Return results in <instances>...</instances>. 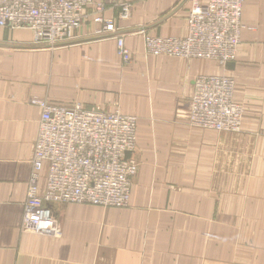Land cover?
I'll use <instances>...</instances> for the list:
<instances>
[{
  "label": "crops",
  "instance_id": "obj_1",
  "mask_svg": "<svg viewBox=\"0 0 264 264\" xmlns=\"http://www.w3.org/2000/svg\"><path fill=\"white\" fill-rule=\"evenodd\" d=\"M124 37L93 34L36 47L28 28L0 27V264H264V0H243L231 66L147 54L144 35L185 34L188 0H93ZM205 1V0H203ZM131 3L129 17L118 3ZM225 73L243 109L237 132L193 126L194 78ZM31 97L134 115L138 162L127 206L53 203L61 233L20 222L40 109Z\"/></svg>",
  "mask_w": 264,
  "mask_h": 264
},
{
  "label": "built area",
  "instance_id": "obj_2",
  "mask_svg": "<svg viewBox=\"0 0 264 264\" xmlns=\"http://www.w3.org/2000/svg\"><path fill=\"white\" fill-rule=\"evenodd\" d=\"M242 2L198 0L197 16L191 17L193 10L189 9L184 35L168 38L169 43L160 36L146 34L145 52L184 59L203 58L224 68L237 53L243 27ZM91 5V0H0V26L28 28L35 45L67 44L76 37ZM118 6V16L129 17L131 3L121 2ZM92 10L91 14L101 21L97 31L109 35L116 32L112 18L96 16L104 10L102 4H95ZM113 37L117 55L124 64L129 63L131 55L123 36ZM210 80L222 83L223 93ZM210 85L211 90L207 92L205 89ZM233 90L232 77L217 73L197 75L188 105L189 123L216 131H239L243 109L234 100ZM220 94L226 105L218 104ZM210 95L216 99L212 101ZM29 103L39 107L40 116L20 230L60 235L61 226L51 207L53 203L127 206L138 162L132 157L124 158V153L135 148L136 117L118 110L89 109L79 102L65 106L31 97ZM198 104L211 110L201 115L196 108ZM199 116L204 117V122L199 121Z\"/></svg>",
  "mask_w": 264,
  "mask_h": 264
},
{
  "label": "bare ground",
  "instance_id": "obj_3",
  "mask_svg": "<svg viewBox=\"0 0 264 264\" xmlns=\"http://www.w3.org/2000/svg\"><path fill=\"white\" fill-rule=\"evenodd\" d=\"M206 1V0H205ZM205 1H203V0H199V2H205ZM188 2H189V9H191V10H193V12H192V14H191V17H196L197 15H196V13H197V2H198V0H188ZM91 7L92 8H94V6H95V4H102V3H99V2H94L93 0H91ZM242 5H243V2H242ZM192 6V7H191ZM191 7V8H190ZM104 11V10H103ZM103 11L100 13V14H98V15H96V16H99V17H103V19H108V17H105L104 15H103ZM241 15H242V10H241ZM187 16H189V10H188V15ZM86 17V16H85ZM85 17H84V19H85ZM95 16L93 15V17H92V22L96 25V28H95V30L93 31V32H95V33H93V34H95V35H99V36H102V37H113L115 34H118V33H113V34H111V35H109V34H101V32L98 30H96L97 28H99L100 27V22L101 21H99V20H96V18L97 17H95ZM84 19H83V21H84ZM83 21H82V23H83ZM113 22H114V20H113ZM242 22V21H241ZM82 23H81V25H82ZM188 23V22H187ZM80 25V26H81ZM114 25H115V27H116V24H115V22H114ZM242 25H243V23H242ZM0 27H2V26H0ZM243 27H244V25H243ZM243 27H242V29H243ZM14 29H17V28H14ZM118 28L116 27V30H117ZM242 29H241V31H242ZM32 33V32H31ZM33 34V33H32ZM161 38H163V40H168V38H173V37H169V36H160ZM114 38V37H113ZM124 38V37H123ZM144 38H145V35H144ZM76 39V37L72 40V41H69V42H67V44H69V43H72L74 40ZM32 44L33 45H35L34 43H33V39H32ZM167 42H171V40H168ZM125 43V42H124ZM211 44L212 43H214V42H210ZM44 45L45 44H43L42 45V47H44ZM60 45H64V43L62 44H58V45H56V46H51V47H48V46H45V48H52V49H54V48H57L58 46H60ZM36 47H38L39 45H35ZM39 47H41V46H39ZM127 47V46H126ZM116 48H117V43H116ZM209 49H212V48H209ZM130 55H131V53H130ZM153 55V54H152ZM156 55H159V56H167V57H171L170 55H167V54H156ZM119 56V55H118ZM131 59H132V57H131ZM184 59V58H183ZM198 59H203V58H198ZM186 60H188V59H186ZM204 60H207V59H204ZM216 63V62H215ZM221 68H223V67H221ZM211 74H215V73H211ZM218 75H225V77H228V78H230L231 76H229L228 74H225V73H222V72H220V73H217ZM233 79V78H232ZM234 80V79H233ZM212 85H214L215 86V88H216V90L217 91H219L220 93H223V90H222V88H221V86H223V84L222 83H217V80H210L209 81ZM212 85H210V87H208V89H205L207 92H209L210 90H211V87H212ZM220 100L218 101V104H221V106H223V105H226V103L224 102V98H223V96L220 94ZM210 98H211V100L213 101V100H215L216 98H214V97H212L211 95H210ZM196 108L198 109V112L202 115V112L203 111H206V110H211L210 108H208V109H204V106H199V104L196 106ZM199 121L200 122H204V117L203 116H199ZM136 123H137V119H136ZM205 129H207V128H205ZM135 137H136V130H135ZM135 146H136V140H135ZM131 188H132V184L130 185V187H129V189H130V194H131ZM129 200H130V198H129ZM93 205V204H92ZM117 208H121V207H117Z\"/></svg>",
  "mask_w": 264,
  "mask_h": 264
},
{
  "label": "water",
  "instance_id": "obj_4",
  "mask_svg": "<svg viewBox=\"0 0 264 264\" xmlns=\"http://www.w3.org/2000/svg\"><path fill=\"white\" fill-rule=\"evenodd\" d=\"M226 66H231V63H227L226 64ZM87 108H89V107H87ZM89 109H91V108H89ZM94 110H98V109H94ZM131 155H132V151H126L125 153H124V158H130L131 157Z\"/></svg>",
  "mask_w": 264,
  "mask_h": 264
},
{
  "label": "rangeland",
  "instance_id": "obj_5",
  "mask_svg": "<svg viewBox=\"0 0 264 264\" xmlns=\"http://www.w3.org/2000/svg\"><path fill=\"white\" fill-rule=\"evenodd\" d=\"M39 46L42 47V45H39ZM39 46H38V47H39ZM44 47H45V46H44ZM47 49H52V48H47ZM54 49H55V48H54ZM115 110H118L119 112H121V111H120L119 109H117V108H116ZM112 111H113V110H112ZM121 113H122V112H121ZM109 208H113V207H109Z\"/></svg>",
  "mask_w": 264,
  "mask_h": 264
}]
</instances>
